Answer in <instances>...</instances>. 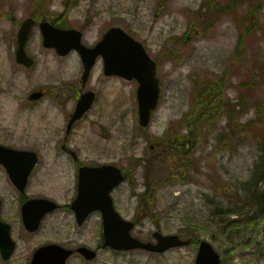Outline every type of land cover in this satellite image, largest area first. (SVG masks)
<instances>
[{
  "label": "rangeland",
  "instance_id": "obj_1",
  "mask_svg": "<svg viewBox=\"0 0 264 264\" xmlns=\"http://www.w3.org/2000/svg\"><path fill=\"white\" fill-rule=\"evenodd\" d=\"M35 2L0 0V145L39 153L42 175L48 173L46 165L51 172L70 163L65 157L57 163L49 160L61 153L82 61L76 52L63 59L46 50L36 28L27 45L36 65L32 70L17 66L18 26L31 10L45 7L62 13L70 9L64 25L83 31V42L90 47L110 28L120 27L158 62L159 107L147 132L142 131L138 83L105 77L100 61L87 85L99 99L87 119L74 127L69 147L97 164H113L128 172L129 181L113 198L123 218L137 220L133 235L138 239L152 241L160 223L164 235L183 232L196 236V241L208 240L221 254L222 264H264V0ZM210 3L228 8L217 21L206 10ZM249 27L238 55L242 31ZM184 40L188 43L182 44ZM220 80L223 110L212 114L210 123L198 125L193 118L202 109L195 111L196 95ZM39 89L47 90L49 96L30 106L29 95ZM230 105L239 112L236 125L252 124L258 118L262 124L233 133L236 125L230 126L227 114ZM190 119L191 127L184 124ZM181 157L188 158L184 169ZM149 165L158 184L157 199L151 207L140 208L138 196L144 191ZM4 180L5 174L0 173V189L5 188ZM51 185L45 181L35 191L61 199ZM7 203L10 212L15 209L11 195ZM10 219L18 248L9 262L0 257V264H30L36 248L50 243L92 249L103 244L99 214L79 229L72 216L59 212L34 235L26 234L19 217ZM229 223L227 233H222ZM213 234L219 235L217 241H211ZM197 254L196 247L163 255L107 249L94 262L74 256L68 264H195Z\"/></svg>",
  "mask_w": 264,
  "mask_h": 264
},
{
  "label": "water",
  "instance_id": "obj_2",
  "mask_svg": "<svg viewBox=\"0 0 264 264\" xmlns=\"http://www.w3.org/2000/svg\"><path fill=\"white\" fill-rule=\"evenodd\" d=\"M33 25L32 20L26 21L21 26L18 36L17 61L28 68L32 67L33 61L27 57L25 46ZM42 30L46 48H56L60 55H67L73 50H77L81 54L86 69L84 82L87 80L96 58L100 55L105 60V73L107 76H119L129 81L136 79L140 84L138 90L140 125L144 128L149 125L152 112L157 108L160 98V86L157 78V63L150 58L142 44L136 42L122 29L113 28L95 49L90 50L82 45V34L78 31L58 30L48 24L42 25ZM40 97V94H34L31 99L38 100ZM93 101L94 94L85 95L80 99L68 131L71 130L75 121L83 118L84 114L91 108ZM20 156L27 158L28 167L25 172L27 175L28 171L36 164V154L17 153L0 146V163H5V161L14 163V160ZM15 169L12 166L9 168L12 175L16 173ZM101 173L106 175V178L100 184V186L105 187V191L104 194L97 192L96 203L92 204L91 210L101 211L103 214L105 248L112 247L118 251L143 249L162 254L173 248L190 245L189 241H182L179 236H163L160 233L154 234L157 244L143 243L135 239L131 235L134 224L124 221L115 212L110 198V193L114 188L124 181L122 172L115 167H107L102 169ZM30 208H33L35 213L40 214L33 216V211H30ZM56 208L55 204L45 200L30 202L24 209L26 228L30 232L37 231L44 217L43 215L54 211ZM78 218L82 222L86 216H78ZM0 249L5 260H8L15 250V243L10 235V227L2 224L0 225ZM80 252L88 260L96 258V253L87 249H81ZM72 254L71 251L52 245L38 250L32 264H66ZM196 264H221V257L209 243L204 241L200 244Z\"/></svg>",
  "mask_w": 264,
  "mask_h": 264
},
{
  "label": "flooded vegetation",
  "instance_id": "obj_3",
  "mask_svg": "<svg viewBox=\"0 0 264 264\" xmlns=\"http://www.w3.org/2000/svg\"><path fill=\"white\" fill-rule=\"evenodd\" d=\"M85 92H87V90L83 87L82 89H79L77 91V95L80 96L82 93ZM54 156H56L57 159L49 160L50 163L54 162L55 160L62 159L64 157L66 158L65 159L66 161L70 162L68 165L66 164L62 166V169L58 172L55 181L49 180V177L53 175L52 174L53 171L51 170L50 172L49 169L50 165H46V167L48 168V173L44 175H42L40 170H38L40 166L37 165V167L32 172L31 179L28 182L27 188L24 192H20L14 185H12L9 181V178L7 177L8 175L6 176L7 184L5 185V188L0 189V199L2 200V209L0 216H4V217L8 216L9 219L10 216H22L23 205L30 199L41 198V197H49L50 199L52 198L56 200L60 204V210H62L64 216H76L72 210V204L74 203V201H76L79 195V184H80V179L82 177L81 170L83 168L97 167L100 165L96 164L95 161H91L90 159L86 158V156H84L79 150L63 148L61 154ZM40 161L41 158L39 162ZM0 169L3 170L1 172L6 171L3 166H0ZM85 176H87V174L83 175V177ZM35 178L36 181L33 182ZM45 181H48V184L54 182L52 183L51 186H53L59 191L61 199L57 200L55 199L56 197L53 194L44 191H39V192L35 191V190L37 191L41 190L43 188V184L45 183ZM9 184H11V187ZM10 195L12 196L13 201L15 202L16 205L15 209L12 210L11 212L8 209V203H7V199L10 197ZM62 199H64L65 201L62 202L61 201Z\"/></svg>",
  "mask_w": 264,
  "mask_h": 264
},
{
  "label": "trees",
  "instance_id": "obj_4",
  "mask_svg": "<svg viewBox=\"0 0 264 264\" xmlns=\"http://www.w3.org/2000/svg\"><path fill=\"white\" fill-rule=\"evenodd\" d=\"M227 9L228 8L220 7V6H217L216 4H213V3H210L206 6V10H207L208 14L211 16L212 21H217L218 18L221 17L227 11ZM208 24H209V26L212 25L209 22H208ZM250 29H251V27L242 31L241 39L239 40L238 45H237V49H236L238 55L240 53V49H241L242 43L244 41V37L246 34L249 33ZM185 43H188V41L184 40L182 42V44H185ZM221 94H222V80H220L216 85L210 86L209 89L202 91V92H199L196 95L195 111L198 110L199 106L202 109V113L200 115L196 116V118H193L194 121L198 125L210 123L209 119L212 116V114L217 113V111L221 112L223 110L221 106L219 107V104L222 101ZM227 107H228L227 108V112H228L227 114L229 117V124H230V126L236 125V122L234 121V119H235V116L238 115L239 112L236 110V107L234 105H230ZM258 114H259V112H258ZM184 124L191 127V119L188 120L186 123L184 122ZM253 124L256 125V124H262V123L260 122L259 118H258V120L252 122V124L249 123L248 125H245V126L242 124H239L237 122V125L235 126V128H233L234 129L233 133H236V132L239 133L242 130H246V129H248V127L250 125H253ZM184 159H185V157H182V160H184ZM143 197L146 198V203H151V204L153 203L152 199H154V198L149 192L147 195H144ZM243 201H246V200L243 199ZM227 225H232V223L224 225L222 227V233H227L226 228H225V226H227ZM186 237L196 239V236H194L193 234H190V235L186 234Z\"/></svg>",
  "mask_w": 264,
  "mask_h": 264
}]
</instances>
